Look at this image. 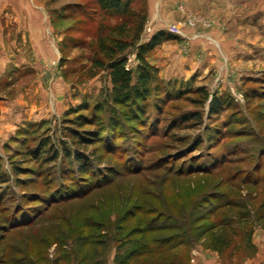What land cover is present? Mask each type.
Returning a JSON list of instances; mask_svg holds the SVG:
<instances>
[{
    "label": "rangeland",
    "instance_id": "rangeland-1",
    "mask_svg": "<svg viewBox=\"0 0 264 264\" xmlns=\"http://www.w3.org/2000/svg\"><path fill=\"white\" fill-rule=\"evenodd\" d=\"M30 1L39 12L33 27L1 18L0 172L8 180L0 183V264H116L115 246L124 250L149 224L168 227L149 237L192 239L178 248L191 264L199 250L215 251L211 226L227 219L226 230H236L227 264L250 226L252 242L264 244V0H135L124 16L96 0ZM4 2L8 13L19 6ZM171 24L179 32L145 55L159 91L135 124L114 103L108 71L93 66L97 40L118 35L135 76L138 46ZM213 96L222 107L210 116ZM192 112L202 117L187 119ZM112 114L110 139L82 146L70 136L68 128L103 129ZM79 116L90 123L78 125ZM45 139L59 152L78 148L91 173L82 177L72 157L31 155ZM185 222L188 235L176 236Z\"/></svg>",
    "mask_w": 264,
    "mask_h": 264
},
{
    "label": "trees",
    "instance_id": "trees-1",
    "mask_svg": "<svg viewBox=\"0 0 264 264\" xmlns=\"http://www.w3.org/2000/svg\"><path fill=\"white\" fill-rule=\"evenodd\" d=\"M135 0H96L97 5L101 11H112L113 13H118L120 15L125 14H134L132 9V4ZM115 28V27H113ZM117 29V28H115ZM140 25L137 29L139 31ZM114 30V29H113ZM123 32V31H122ZM138 33V32H137ZM135 33L134 37L136 38L138 34ZM121 34V32H120ZM172 33L167 31L158 30L156 31L147 42L140 44L137 48L136 57L141 62L138 66L137 74L135 76L132 75V72L126 68V57L121 54L123 51L125 44L121 42V38L118 35L107 34L105 37H102L97 40V50L100 57L95 58L93 60V66L95 67H103L108 71V75L110 78V82L112 85V99L114 103L124 104L128 107L129 114L126 117V120L133 122L135 124L141 123L145 120L146 110L145 107L148 105L146 102L147 97L151 94L152 90H158L159 88L155 85L152 86V83L155 80V71L152 66L148 65L145 61V55L149 54L151 50L163 39L172 38ZM152 86V87H151ZM159 91V90H158ZM157 91V92H158ZM222 107V101L219 96H213L209 101L208 106V115L217 114L218 110ZM80 117V121L78 125L89 124L90 119L86 117ZM202 117V113L192 112L188 115L187 119H200ZM117 116L116 114H112L110 120L107 124H104L103 129L97 128L96 130L78 132L75 128H68L70 136L82 146H88L92 141H98V139H103L106 137L110 139V135L117 132L116 123ZM142 125V124H141ZM144 125V124H143ZM102 127V126H101ZM108 133V134H107ZM105 138V139H106ZM48 140H42L39 145H36L33 148H28L30 150L31 155H33V151L36 153V157L39 158V153H44L43 156L51 157V161H53L58 155L64 157L65 162H70L74 158L73 162L76 165L75 168L77 172H79L82 177L91 173L88 168L87 157L84 156L81 152H79L78 148H73V150H69L67 147H62L59 152L58 148H53L48 144ZM44 146H49V148H43ZM54 150L51 151L50 149ZM49 153V154H48ZM35 155V154H34ZM18 164L13 165V171L18 172L21 168ZM250 178L246 180H242L243 182H248ZM8 177L0 172V183L6 182ZM230 187H233L231 185ZM71 196V195H70ZM225 205L230 206L234 205L230 201ZM239 206V205H237ZM171 219H174L172 216H169ZM264 219V213L259 214L257 220ZM28 220V219H27ZM24 223L28 224L31 220H28ZM256 220V221H257ZM241 217L236 221L240 223ZM143 220H139L138 225L143 223ZM224 224L212 225L216 226L213 233L210 235V246L222 259V264H227L226 258L223 257V253L229 247H231V243L233 242V236L235 235L236 230L232 232L226 230L229 227H232L231 220L227 219L224 221ZM233 222V221H232ZM260 222V221H258ZM191 223V222H190ZM189 222L183 223L181 227H183L182 233L176 236L181 235L182 238L188 235V225ZM179 222H172V226L179 228ZM260 226H263L262 223H258ZM177 225V226H176ZM168 228V227H165ZM161 225L149 224L146 229L138 227V231L141 232L140 237L133 238L131 240H124L125 243L122 247L124 250L118 251L121 246L114 248L113 261L116 264H191L188 262L189 250L178 251V248L181 245L187 244L188 247L192 244V239L188 241H184L180 238L177 242H171L172 236H163L159 238H152L147 236L150 232L165 229ZM143 229V230H142ZM253 226H250L248 230H245L243 234V245L233 246L231 248L230 254H233L235 250H241V253H238L236 256V260H232V264H239L244 259L249 257L255 251V245L252 242V232ZM133 232L135 230H132ZM179 238V237H178ZM88 264H104L100 260L90 261Z\"/></svg>",
    "mask_w": 264,
    "mask_h": 264
},
{
    "label": "crops",
    "instance_id": "crops-1",
    "mask_svg": "<svg viewBox=\"0 0 264 264\" xmlns=\"http://www.w3.org/2000/svg\"><path fill=\"white\" fill-rule=\"evenodd\" d=\"M4 1L5 0L0 1V28L2 27L1 18L3 19V16L10 17V22H23V24H25V26L23 25L24 27H33V25L36 23V19L38 20L39 18V12L36 11L30 0H16L19 6L15 7L11 5L12 11L10 12L12 13H8L6 11L10 5ZM18 27H20V25H18ZM253 242L255 243V251L253 255L246 260L244 259L242 262H240V264H264V244L260 242L257 244V241L255 242V240H253ZM197 253L199 254L196 256V262H194L196 264H222V259L215 251L199 250Z\"/></svg>",
    "mask_w": 264,
    "mask_h": 264
},
{
    "label": "built area",
    "instance_id": "built-area-1",
    "mask_svg": "<svg viewBox=\"0 0 264 264\" xmlns=\"http://www.w3.org/2000/svg\"><path fill=\"white\" fill-rule=\"evenodd\" d=\"M168 32L172 34H177L179 32V27L176 24H171L168 26ZM127 68V66H126ZM195 251H192V254L194 255Z\"/></svg>",
    "mask_w": 264,
    "mask_h": 264
}]
</instances>
